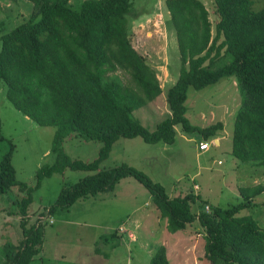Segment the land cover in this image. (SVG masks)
Returning <instances> with one entry per match:
<instances>
[{"label":"trees","instance_id":"1","mask_svg":"<svg viewBox=\"0 0 264 264\" xmlns=\"http://www.w3.org/2000/svg\"><path fill=\"white\" fill-rule=\"evenodd\" d=\"M27 1L32 4L29 18L0 35V83L6 85V98L18 112L38 126L55 128L50 148L54 162L38 168L32 183L18 181L11 163L15 145L2 135L0 119V144H7L0 156V197L19 195L10 202L16 206L22 236L2 246L0 264H31L43 250L49 219L79 201L113 192L126 178L148 191L170 234L199 224L205 264H264V225L240 215L261 205L256 198L263 194V185L240 187V201L222 208L192 192L171 198L161 184L126 163L101 167L120 139L139 137L150 145H172L176 126L205 141L215 139L223 124L192 125L186 117L187 92L232 75L241 102L233 121L231 155L264 167V0H213L218 18L214 25L200 0L164 1L179 70L165 97L169 116L152 131L133 116L162 93L156 71L130 42L129 20L139 17L134 1L84 0L78 10L70 7V0ZM118 71L129 76L131 85L120 81ZM71 135L100 143L97 156L86 162L70 158L62 146ZM66 170L87 175L63 185L49 207L31 221L34 192L45 179ZM196 202L198 210L193 212ZM121 244V235L112 231L99 236L94 251L107 260ZM149 264H170L164 245L156 246Z\"/></svg>","mask_w":264,"mask_h":264},{"label":"rangeland","instance_id":"2","mask_svg":"<svg viewBox=\"0 0 264 264\" xmlns=\"http://www.w3.org/2000/svg\"><path fill=\"white\" fill-rule=\"evenodd\" d=\"M84 0H70L78 10ZM136 20H129L128 32L132 47L156 71L161 95L153 102L133 112L147 130L169 116L166 93L178 76L179 54L174 32L169 28L164 8L165 0H133ZM209 13L212 25L217 21L213 0H200ZM32 10L27 0H0V35L26 21ZM120 81L131 85L129 76L118 71ZM241 102L237 79L223 77L202 90L189 88L185 106L189 122L198 127L221 122L223 130L212 140L198 134H185L175 127L172 145L146 144L141 138L118 140L101 167L111 168L122 163L145 173L161 184L169 197L192 192L211 205L228 208L240 201L239 187L260 183L264 187V167L236 160L230 153L233 121ZM0 119L2 135L15 145L11 163L18 181L32 183L38 168L54 162L50 153L54 127H41L18 112L6 98V85L0 83ZM220 138L221 145L214 140ZM209 148L199 150V143ZM100 143L81 140L71 135L63 143V151L72 159L92 161ZM0 156L7 144H0ZM87 173L66 170L45 179L33 194L30 213L37 215L56 199L63 185L77 182ZM255 176V178H254ZM256 179V180H255ZM198 186V190L194 186ZM19 195L11 192L0 197V263L1 248L7 242L22 239L16 206L10 201ZM252 208L240 215L252 216L264 225V192ZM199 203L192 204L193 212ZM12 212V214H10ZM116 231L122 244L105 260L95 253V242L102 234ZM203 231L196 222L186 230L170 234L166 220L160 218L148 191L133 178L120 181L113 192L101 193L89 200L79 201L69 210L58 212L47 221L43 250L31 264H149L158 245H164L170 264H205ZM100 248L107 252L105 246Z\"/></svg>","mask_w":264,"mask_h":264},{"label":"built area","instance_id":"3","mask_svg":"<svg viewBox=\"0 0 264 264\" xmlns=\"http://www.w3.org/2000/svg\"><path fill=\"white\" fill-rule=\"evenodd\" d=\"M198 147H199L200 151H206L209 148V144L206 142H200ZM195 188H197V187L195 186ZM208 209H209L208 206H206L205 210L208 211Z\"/></svg>","mask_w":264,"mask_h":264},{"label":"crops","instance_id":"4","mask_svg":"<svg viewBox=\"0 0 264 264\" xmlns=\"http://www.w3.org/2000/svg\"><path fill=\"white\" fill-rule=\"evenodd\" d=\"M174 83H175V82H174ZM174 83H173V84H174ZM215 142H218L217 147H220V145H221L220 138L214 140V143H215ZM230 153H231V150H230ZM254 178H255V176H254ZM255 180H256V179H255ZM255 185H261V184H260V183H256ZM255 185H251V186H255ZM195 186H196L197 188H195ZM195 186H194V189H195V190H198V186H197V185H195ZM248 186H250V185H248ZM244 187H246V186H244ZM239 188H240V187H239ZM238 191H239V190H238ZM239 196H240V195H239ZM207 203H208V205H210V203H209L208 201H207ZM208 205H207V206H208ZM205 207H206V206H205ZM175 234H176V233H175ZM202 234H203V233H202ZM202 236H204V234H203ZM203 239H204V237H203ZM203 241H204V240H203Z\"/></svg>","mask_w":264,"mask_h":264}]
</instances>
